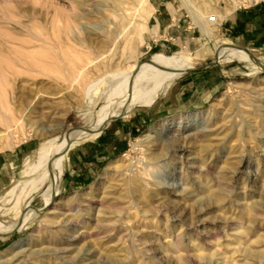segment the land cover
I'll list each match as a JSON object with an SVG mask.
<instances>
[{"label":"rangeland","instance_id":"obj_1","mask_svg":"<svg viewBox=\"0 0 264 264\" xmlns=\"http://www.w3.org/2000/svg\"><path fill=\"white\" fill-rule=\"evenodd\" d=\"M119 2L134 4L0 0V224L25 223L0 238V264H264V72L257 64L218 58L206 71L183 74L165 95L172 73L150 106L140 102L150 82L144 86L139 73L116 98L154 56L198 67L220 46L242 45L229 21L264 0H146L125 19L113 15ZM145 13L144 41V31L137 36ZM243 45L264 62L263 49ZM109 96L116 99L103 123L126 113L108 128L124 151L108 155L84 184L63 176L47 205L48 185L32 186L43 173L34 165L58 139L64 170L72 142H63L65 134L87 133ZM22 113L23 123L8 119ZM34 196L38 213L26 223Z\"/></svg>","mask_w":264,"mask_h":264},{"label":"bare ground","instance_id":"obj_2","mask_svg":"<svg viewBox=\"0 0 264 264\" xmlns=\"http://www.w3.org/2000/svg\"><path fill=\"white\" fill-rule=\"evenodd\" d=\"M184 1L187 4L189 3L188 2L189 0H184ZM145 2H146V0H134V4L132 6H129L125 2H119L116 5L115 10H113L114 8L112 9L113 15H115L118 18L120 17V19H125L126 17L131 15L132 10H134V9L141 10L143 7H145V5H144ZM193 8H195V7H193ZM149 16H150V13H149V15L145 13V15H144L145 21L142 22L141 26H139V27H141L140 28L141 30L138 32V36H137L138 40H140L142 38V32L146 29V21H147ZM197 17H198V15H197ZM130 24H129V27H131ZM203 28L204 29L206 28V27H204V24H203ZM122 32H124V30H122ZM204 32L208 35L209 38H212V36H213L212 32H210L206 29L204 30ZM119 35H120V33H119ZM119 35L116 34V38L113 40V44L117 43V38H119L118 37ZM42 40L46 41L45 39H42ZM90 42L92 45L93 43H95L97 41L91 40V38H90ZM121 45L123 46L124 50H126V49L128 50L132 45V41H131L130 36H128V37L126 36V38L123 40ZM217 51H218V58L220 59V61L223 60V61H227V62H232L233 60H238V61L247 62V63L254 61L257 64L258 68L264 72V62H262L257 56H255L250 51V49H248V48L240 47V46H237L235 44H224L223 46H220L217 49ZM142 63H144V62H139L138 66H140ZM145 63L146 64L143 65L141 67V69L136 74L131 75L130 77H128L123 82V85H122V88L119 92V95L116 98H119L125 92V87H127L129 85V83H133V81H134L133 79H134L135 75H138L139 73H143L144 75H146V79L144 80L143 85L145 86L150 82V86H149L146 94L140 99V102H141V104H143L145 106H150V105L154 104L155 101L157 100L163 86L165 85L166 82H168L170 74H172V73L176 74V76L173 77V79H175V78L181 76L182 74H184L187 70L192 69L194 67V66H191V65L183 62L179 57H176V56H154L153 59L151 58V59L147 60V62H145ZM134 84H136L135 81H134ZM116 98H114L112 96H109L107 98L106 103L102 106V109L99 113V116H98L96 122L88 128L87 133H86V130H84V131H71L70 130V132L68 131L65 134L63 142L72 141L70 143V145H72L76 140H79V139H82L84 137L93 135L97 132H100L110 122L111 119H113L115 117L117 118L119 116L126 114V113L122 112L120 115L113 116L109 120L105 121V123H103V120L107 114V107L110 103L109 101L111 99H116ZM8 119L12 123L13 122L23 123L26 120V115H25V113H22L20 115V117L18 116V118H16L12 114V115H9ZM10 126H12V124L9 125V127ZM81 128H86V127H81ZM4 138H5V135L0 132V145H2L1 141ZM52 143H54L52 150L51 151H49V150L45 151L44 155L41 157V159L33 167L34 173H36V174L39 172H43V173L34 182H32V184H33L32 186H36L37 190H38V188H40L42 190L43 187L48 185V187L42 191V194L44 196V200L47 202V205H49V203L51 202L53 197L56 195V193H57V191L61 185L62 177L64 174V170L62 169L63 165H62V157H61V151L63 149L62 142H60L58 139H54L52 141ZM70 147L71 146H69V148ZM53 167H55V170H56V174L54 177H53ZM139 185L142 186L141 184H139ZM23 188H25V187H23ZM164 189H165V187H162V185L158 186L156 188V192L161 193L162 190H164ZM40 195H41V193H40ZM35 199H36V196H34L31 199L30 205L29 204L26 205V209L28 210V214L26 213L27 217L25 216L27 218V219H25L26 223H29V221H31L32 218H34L38 213L37 208H36V210H37V212H36L31 207V206H33V202ZM18 200H19V197H18ZM19 211H18V213H19ZM24 225H25V223H23L22 218H20L18 220V224H13V225H9V226L4 225V224H0V229H11V230H6V231H0V237H6L9 235H12L11 233H13L14 231H20V229L22 227H24Z\"/></svg>","mask_w":264,"mask_h":264},{"label":"crops","instance_id":"obj_3","mask_svg":"<svg viewBox=\"0 0 264 264\" xmlns=\"http://www.w3.org/2000/svg\"><path fill=\"white\" fill-rule=\"evenodd\" d=\"M228 26L234 33L233 37L236 40L240 41L243 44L246 45L250 44L258 49L264 50V5H257L249 9L239 11L238 13L232 16V19L229 21ZM146 30H148V21L146 24V29L143 32L144 41H145ZM227 44H235V43H227ZM243 44L242 45L235 44V45L248 48ZM250 51L255 56H257L252 49H250ZM215 59L206 65L195 67L196 68L195 70L185 72L184 75L185 74L190 75L196 72L208 70L209 68L217 65L220 62L219 60L215 61ZM181 76L173 79L172 83L169 86H167L165 90H163V93H166L165 95H168L167 91L169 89H172V86L176 82V79L180 78ZM122 116L112 119L100 132L76 140L71 145V147L67 151L66 159L64 161L63 176L67 182L76 185L84 184V181L91 180L95 177L97 171L96 166L102 163L108 155L124 151L125 146L122 145V142L115 141L114 135H112L111 131L108 129L111 124L116 122ZM88 139H92V140L85 141ZM75 145H77V147H74ZM68 153H69V163H67ZM61 183H63V177ZM0 238H5V237H0Z\"/></svg>","mask_w":264,"mask_h":264},{"label":"built area","instance_id":"obj_4","mask_svg":"<svg viewBox=\"0 0 264 264\" xmlns=\"http://www.w3.org/2000/svg\"><path fill=\"white\" fill-rule=\"evenodd\" d=\"M209 21H211V22H217L218 20H217V17L215 15H211L209 17Z\"/></svg>","mask_w":264,"mask_h":264},{"label":"water","instance_id":"obj_5","mask_svg":"<svg viewBox=\"0 0 264 264\" xmlns=\"http://www.w3.org/2000/svg\"><path fill=\"white\" fill-rule=\"evenodd\" d=\"M219 59H218V56L216 57V59H215V61H218ZM196 68L195 67H193L192 69H189V70H187L186 72H189V71H192V70H195ZM116 118V117H115ZM114 119V118H113ZM112 120V119H111ZM110 120V121H111Z\"/></svg>","mask_w":264,"mask_h":264}]
</instances>
